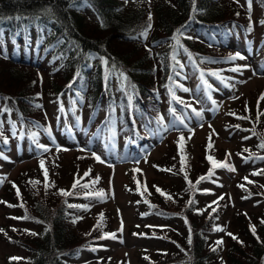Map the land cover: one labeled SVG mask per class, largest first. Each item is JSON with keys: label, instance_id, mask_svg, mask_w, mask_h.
Listing matches in <instances>:
<instances>
[{"label": "trees", "instance_id": "1", "mask_svg": "<svg viewBox=\"0 0 264 264\" xmlns=\"http://www.w3.org/2000/svg\"><path fill=\"white\" fill-rule=\"evenodd\" d=\"M124 1L0 0V105L14 114L19 113L25 125H32L35 120H45L41 106L43 99L51 95L50 99L56 105L61 94L66 98L82 99L89 111L87 127L94 123L99 132L121 126L131 130V110L143 128L149 127L154 125V120H145L144 112L161 120L168 96L175 98L181 85L179 81L183 80L184 54L195 59L201 67L210 68L205 63L206 57L217 51L201 39L202 35L220 34L224 39L234 33H252L255 27L256 20L247 13V7L235 0H156L151 4L152 8L150 4L134 2L131 4L133 9L128 12L124 11ZM254 1L263 11L259 22L264 21V0ZM89 12L94 13L93 17ZM261 31L264 34V24ZM145 32L146 36L143 35ZM45 64L51 65L53 72L52 80L46 82L38 73L48 70ZM251 110L256 117L252 121L257 123L260 114L254 112L255 103ZM242 120L243 124L236 123L237 128L253 133L254 126L246 125L247 120ZM259 122L264 131V114ZM255 131L264 137L260 130ZM2 133L0 152H7L12 149L15 137L9 127L2 128ZM20 134H24L23 130ZM176 147L180 156L177 158H183L178 145H173L166 155V162L171 161V153L172 156L176 154ZM251 149H246L248 158H264V149L259 146ZM84 160L74 166L69 187L63 183L67 178L60 174V167L54 171L48 163L44 165L45 169L38 168L31 175H38L42 184H47L45 187L39 190L27 188L24 182L30 178L28 175H21L6 184L3 205H11L14 213H10L7 222L0 226L3 230L0 235L11 249L20 251L18 255H10L8 264H74L82 252L95 250L99 242L111 238L110 234L119 233L117 228H110L111 219L106 213L98 217L103 221L91 227L75 229L73 225L76 222L74 211L84 199L93 196L88 194L95 193L93 181L98 180L94 161L90 157ZM224 160L229 170L232 160L227 153ZM209 166L202 177L210 170L214 171ZM44 170H47V179ZM239 178V182L248 184L247 177ZM198 179L196 175L191 181V189L197 192L200 189ZM77 180L79 184L74 188ZM84 184L88 187L80 186ZM252 186L255 189L251 192H256L258 184ZM17 189L25 200L17 199ZM172 189L176 191L173 198L183 199L181 209L168 202L164 205L163 196L155 193L154 187L144 195L149 212L174 216L182 220L184 227L182 233L178 228L180 234L174 230L172 235L148 227L139 229L140 235L151 236L160 246L149 251L153 254L146 256L147 264H264V212L252 221L240 214L244 221L242 229L232 231L228 243L218 247L211 242L214 219L210 218L204 224V216L195 203L186 206L184 193ZM260 193L264 194L263 191ZM14 218L36 229L15 225ZM13 257L19 259H10ZM141 259L144 261L145 257ZM86 264L108 263L102 258L91 259Z\"/></svg>", "mask_w": 264, "mask_h": 264}, {"label": "rangeland", "instance_id": "2", "mask_svg": "<svg viewBox=\"0 0 264 264\" xmlns=\"http://www.w3.org/2000/svg\"><path fill=\"white\" fill-rule=\"evenodd\" d=\"M142 1L146 5L150 4L149 7H153L151 4L154 1L126 0L123 4L124 11L128 12L133 9L132 3ZM237 1L245 7L248 0ZM247 13L256 20L255 27L254 31L247 37H243L242 41L233 38L228 44H225L227 45L226 48H223V43L214 42L212 38L210 41L207 40L210 44L216 45L217 52H224L226 49L225 51L241 53L242 59L239 57L219 61V65L222 63L229 64L232 68L239 67L241 71L236 72L232 68L226 70L230 77L224 79V84L228 86L213 81L219 86V89H209L211 91V99H209V96L205 93L207 88L200 80L198 81L197 71H193L188 63L185 67L186 71H184L188 76L184 80V85L189 90L185 93L187 95L185 99L195 103L194 109L182 108L189 115L184 124L180 125V122L174 116L172 121L170 118L164 119L167 130H165V126L162 127V130H155L154 134L148 138L150 143L144 145L140 150L138 147H133V145L128 146L129 142L125 138V133L122 135L120 132L115 133L116 140L113 143L105 141V136L93 137L83 128L74 131L69 136L64 128V115L72 122L73 116L70 105L68 102H63L64 108L61 111V108L54 105L53 100L50 99L51 95L45 97L41 104L45 120L42 119L41 121L45 122L47 126H51L50 131L53 139L50 134L44 133L41 126L35 121L33 123L37 125L34 124L33 126H37V129L40 127L41 131L36 130L38 134L35 137L38 141L49 145H45L48 150L34 149V147L28 145L27 140L20 141L15 143L13 148L8 151L9 157L0 160V181H2L0 182V226L7 222L8 215L13 212L11 207L3 205V199L6 197V184L13 182L21 175H28L30 178L24 182L27 188L39 190L45 187L47 184H42L43 182L38 175L31 177L32 173L41 168L40 162L43 160L44 165L48 163L51 170L56 171L60 167V174H65V178H67V180L65 179L66 182L63 183H67L65 185L69 187L72 183L71 174L75 170L74 166L84 163V159H87V157L94 161V173L96 179H98L94 183L92 191H103L105 198L101 200L91 197L84 200L81 206L78 205V208L74 211L76 222L73 225L75 229L91 227L92 224L103 221L99 220L98 217L105 216L104 213H106L111 219L110 228H117L119 233L116 235V239L109 238L105 244L99 242V246L94 251L84 253L82 257L78 258L81 262L103 258L107 260L108 264H147L146 259L148 258L146 256L153 254L149 251H154L155 248L157 249L160 246L158 240L151 236L147 234L140 235L139 229L144 230L148 227L155 231H166V233L172 235L174 230L178 232V228H180V233H182L184 228L181 224L182 220H178L174 216L167 217L146 212L148 208L141 197L149 194L153 187L155 191L157 187L163 191L164 195L158 191L154 192L161 197L163 196L164 205L169 203L176 209L182 208L183 199L178 201L177 198H173L176 191L172 187L179 190L180 193H184L187 199L186 206L190 205L189 201H195L194 206H197L196 209L204 216L202 220L204 224L210 218L214 219L211 242L216 243L222 240V244L216 243L218 247L228 243V233L238 232L242 229L244 221L240 214H244L251 221L261 216L264 212V194L260 191L264 192V174L256 175L255 173L264 171V159L248 158L249 155L246 151L257 148L264 140V137L258 136V132L255 131L258 129L264 135L261 122H259L261 114H264V99H259L261 94L264 93V53L262 52L264 42L262 44L259 42L262 37L263 24L258 20L263 11L254 4V7L249 8ZM246 43H250V51L246 48ZM45 65L48 70L39 72V76L46 82L52 80L53 72L51 65ZM233 97L239 98L234 99ZM76 102L75 107L78 115L85 124L88 117V108L86 109V105L80 100H76ZM254 103V112L260 114V116H257V123L252 121V118H256H254L253 110H251ZM162 111H164L163 115L167 117V111ZM60 112L64 114L60 115ZM192 112H201L202 115L197 116ZM229 113L235 115H229ZM240 114L248 117L245 119L247 121H244L248 122L246 125L254 126L253 133L247 129L240 131L241 129L236 127V123L243 124L240 121L242 119L238 118L241 117ZM0 119L4 127L12 128V123H14V130L17 131L23 124L19 114L10 116L8 112L3 111L1 106ZM124 131L126 132L123 129L122 133ZM181 136L183 140L180 139ZM209 137H211V140H209ZM209 143L212 147H209ZM178 144L183 158L181 160L177 158L179 153H177L176 147V154L172 156L171 153V161L166 162L165 158L168 151H171L173 145L177 146ZM61 145L65 149L64 151H58L55 148V146L61 147ZM134 148H136V151H134ZM207 148L209 153L205 155ZM226 153L230 154L231 168L234 170L220 168L217 174L210 177L208 174L207 176L204 174L207 178L201 180V174L205 173V169L209 164L211 169L217 168L213 167L212 162L207 157L211 156L213 160H221L223 163ZM43 154L46 155L43 157ZM96 157H99V160ZM169 169L171 171H167ZM188 169L190 170L189 174H187ZM185 174L189 175L187 179ZM196 175L199 176V182L197 181L200 188L199 193L197 190L193 191L191 189L192 184H189V181H193ZM241 176L247 177V183L251 186L239 182ZM30 181L39 183L34 187ZM254 183L258 184L257 190L251 192L255 189L252 186ZM28 191L30 192V190ZM16 195L18 200H25L24 195H18L17 193ZM221 197L223 199H220ZM213 208L216 209L215 212H213ZM217 215L218 217H216ZM13 223L18 226L34 228L21 220L14 219ZM254 223L256 224L257 220ZM160 226L169 229H161ZM103 229L106 230L105 227ZM11 248L10 244L2 240L0 235V264H8L7 261L11 254L18 255L20 253V251ZM221 251L224 253V248ZM141 257H145V260L143 261Z\"/></svg>", "mask_w": 264, "mask_h": 264}, {"label": "snow or ice", "instance_id": "3", "mask_svg": "<svg viewBox=\"0 0 264 264\" xmlns=\"http://www.w3.org/2000/svg\"><path fill=\"white\" fill-rule=\"evenodd\" d=\"M248 2H249V6L251 5V0H248ZM149 20H151V14H149ZM261 23L262 24H264V21H261ZM149 27H150V25H149ZM146 32L145 33H143V35H145L146 36ZM239 54H237V56H238ZM237 57H230L229 59H236ZM241 59L243 58V57H240ZM105 63H106V61H105ZM233 71H236V72H240L241 71V69L239 68V67H237V68H234V69H232ZM212 75H214V76H218V74L217 73H212ZM106 79H107V77H106ZM125 79H126V77H125ZM225 86H228V85H225ZM209 87H210V85H209ZM184 91H189L188 89H183ZM234 99H238L239 97H233ZM209 99H211V97L209 96ZM259 99H264V93H262L261 94V97L259 98ZM129 101H131V97H129ZM37 107H39V105H37ZM186 107H190V105H186ZM62 110V109H61ZM5 111H9L8 109H5ZM170 111H174V110H170ZM195 111V110H194ZM196 115L197 116H201L202 115V113L201 112H196ZM229 115H235L234 113H229ZM238 118H240V119H247V117H238ZM161 120H162V118H161ZM180 124H184V121L181 119L180 121ZM209 127H211V125H209ZM238 127V126H237ZM2 128H3V122L2 121H0V136H2L3 135V133H2ZM12 128L14 129L15 128V124L14 123H12ZM165 130H167V126H165ZM45 131H47V129H45ZM14 135H15V133H13ZM180 139L181 140H183V137L181 136L180 137ZM33 140H35V133H33ZM209 140H211V137H209ZM4 142L6 143L7 142V140H6V138H5V140H4ZM37 147L38 148H42V149H44L45 151H47L48 149L46 148V146H44V145H40V144H37ZM209 147H212V145H211V143H209ZM259 147L260 148H262V149H264V140H262V142H261V144L259 145ZM95 155V154H94ZM227 155H229L230 156V154H227ZM210 161H212V164H213V167L215 168V167H229L227 164H225V163H220V164H218L215 160H213V158L211 157V156H209V157H207ZM96 159H98L99 160V157H96ZM262 159H264V158H262ZM40 165H41V168L43 169L44 168V161L42 160L41 162H40ZM229 170H234V169H232V168H229ZM136 171H139V170H136ZM167 171H171L170 169L169 170H167ZM44 176H45V179H47V176H48V173H47V170H44ZM213 173H212V171L210 170V172H209V174H208V176L210 177L211 175H212ZM256 175H260V174H264V173H255ZM86 175H87V173H86ZM185 178L187 179V175L185 174ZM201 180H203V179H206V177H201L200 178ZM245 179H247V178H245ZM0 182H2V181H0ZM96 181H93V183H95ZM199 182V181H198ZM30 183H32V185L35 187V185L37 184V183H39V182H37V181H30ZM79 184V181L77 180V181H75L74 182V185H73V187L75 188L77 185ZM189 184L191 185V181H189ZM81 187H84V188H87L88 187V185L87 184H84V185H80ZM157 191L158 192H160L162 195H164V193H163V191L161 190V189H159L158 187H157ZM17 194L19 195V190H17ZM63 194H65V195H67L68 193H63ZM89 196H92V195H94L96 198H98V199H101V200H103L104 198H105V194H104V192L103 191H99V192H95L94 194L93 193H89L88 194ZM169 199L171 198V197H168ZM220 199H223V197H221ZM195 203V201H189V204H194ZM213 203H216V202H213ZM10 207H11V205H9ZM70 207H72V205H70ZM85 208L87 207V206H84ZM216 211V209L215 208H213V212H215ZM24 218H27V217H24ZM15 219V218H14ZM217 230H222V229H217ZM0 231H3V230H0ZM255 230L253 229V232H254ZM111 235V238L112 239H116L117 237H116V234L115 233H113V234H110ZM228 235H230V236H232L233 234H231V233H228ZM233 238L234 239H236V237H234L233 236ZM189 243H191V240L189 239ZM217 244H222L223 243V241L221 240V241H217L216 242ZM213 251H215V249H213ZM10 259H19V258H15V257H13V258H10Z\"/></svg>", "mask_w": 264, "mask_h": 264}, {"label": "bare ground", "instance_id": "4", "mask_svg": "<svg viewBox=\"0 0 264 264\" xmlns=\"http://www.w3.org/2000/svg\"><path fill=\"white\" fill-rule=\"evenodd\" d=\"M91 14V12H89Z\"/></svg>", "mask_w": 264, "mask_h": 264}]
</instances>
